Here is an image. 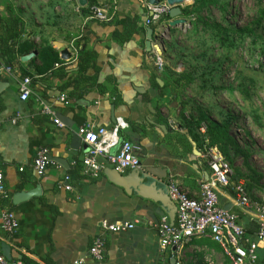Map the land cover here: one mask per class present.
Segmentation results:
<instances>
[{"label":"crops","instance_id":"0c3cea01","mask_svg":"<svg viewBox=\"0 0 264 264\" xmlns=\"http://www.w3.org/2000/svg\"><path fill=\"white\" fill-rule=\"evenodd\" d=\"M147 3L0 0V65L14 69V76L0 70V170L9 191L7 200L0 199V210H11L19 220L15 235L0 234V254L7 252L10 260L72 264L85 257L94 240L101 237L103 260L85 264L170 261L169 252L160 249L155 225L163 216L176 223L175 205L169 199L164 206L153 198L158 191L168 193L170 178L197 198L200 182L211 172L203 157L206 133L200 132L194 141L185 126L186 116L163 113L167 90L150 52L151 28L144 25L149 15ZM92 5L109 8L113 17L107 22L91 19ZM63 50L70 53V59H62ZM80 50L92 53L95 59L94 68L90 64L86 73L78 67ZM29 55L32 57L23 61ZM25 77L32 79V94L22 101L19 84ZM62 94L68 97L67 104L59 100ZM37 97L52 107L62 127L42 114ZM119 117L129 124L121 133L122 140L139 147L143 171L158 190H139L138 171L116 173L105 160H101L99 177L84 173L81 161L86 147L77 135L78 128H111ZM74 138L81 141L77 149L72 147ZM40 148H47L57 163L42 177L33 168ZM234 172L233 177H239L232 179L235 185L242 176L239 170ZM65 176L70 177V191L63 187ZM33 190L36 193L28 200L16 198ZM254 201H264V195ZM219 204L237 215L245 244L256 241L258 220L235 205L231 189L220 191ZM104 221L137 224L130 231L109 233L102 229ZM258 255L264 264V242L259 243ZM182 257L183 264H230L209 237L194 238Z\"/></svg>","mask_w":264,"mask_h":264},{"label":"built area","instance_id":"2783aa9c","mask_svg":"<svg viewBox=\"0 0 264 264\" xmlns=\"http://www.w3.org/2000/svg\"><path fill=\"white\" fill-rule=\"evenodd\" d=\"M70 1V0H67ZM182 5L184 8L185 4ZM174 6L169 5L167 0H159L157 5L147 3L148 17L144 25L152 29L150 52L153 55L154 64L159 73L166 69L165 61L166 42L171 36V19L169 13ZM114 12L103 6L92 5L89 8V16L93 20L107 22L113 17ZM186 27L195 21V17L185 18ZM180 27V28H182ZM74 54L77 50L74 49ZM58 66V65H56ZM7 74L14 76L13 68H2ZM32 79L25 77L20 81V99L27 101L32 94ZM59 100L68 103L65 94L60 95ZM43 115L62 127L61 120L57 113L42 98L37 97ZM172 126L176 128L174 122ZM129 129V124L123 118H116L111 128L80 126L77 135L86 147V153L81 163L84 173L90 178H97L103 168L101 160H105L116 173L126 171H140L144 168L137 156L139 147L128 140H122L121 133ZM206 127L200 132L205 134ZM203 157L206 159L211 172L209 178L200 182V193L197 198L191 197L179 183L170 178L168 182V196L175 205L176 223H171L169 217L163 216L155 228L158 231L160 249L163 253L169 252L168 263L162 264H183L182 255L185 246L194 238L209 237L220 246L225 258L230 264H262L259 255V243L264 242V201L251 199L249 191L243 182L232 183L234 170L222 155L217 146H210L206 143L203 149ZM57 165L49 155L47 148H40L33 161V168L39 177L44 176L47 169ZM4 175L0 170V199L7 200L9 191L6 188ZM63 185L67 191L72 190L70 177L65 176ZM231 189L234 203L237 207L246 210L256 220L259 228L256 241L246 243L244 230L237 223V215L223 209L219 204V193L221 190ZM135 223H114L107 221L102 223L104 232L120 233L133 230ZM19 230V220L14 212L9 209L0 210V234L13 236ZM105 256V243L101 237H97L85 257L75 260L72 264H85L87 260L102 261ZM0 264H24L21 261L9 260L0 254ZM209 264H212L209 262Z\"/></svg>","mask_w":264,"mask_h":264},{"label":"rangeland","instance_id":"374dc122","mask_svg":"<svg viewBox=\"0 0 264 264\" xmlns=\"http://www.w3.org/2000/svg\"><path fill=\"white\" fill-rule=\"evenodd\" d=\"M261 1L256 4V0H232L229 22L239 28L254 26L257 35L246 38L236 48L213 42L201 26L193 31L196 18L186 27L172 29L166 42L167 66L160 73L161 77L168 75L169 84L178 82L175 88L164 93L167 106L163 113L180 114L196 121L206 116L219 124L231 125L230 133L248 159L245 162L243 156H234L231 151L233 161L229 164L233 170H239L240 182L246 185L254 200L264 195V21L256 27L258 8L264 7V0ZM193 3L191 0L184 6ZM207 14L210 22L227 25L218 9L211 8L210 13L203 12L201 16ZM184 81L185 86L178 87ZM202 127L207 128V123Z\"/></svg>","mask_w":264,"mask_h":264},{"label":"trees","instance_id":"16d2710c","mask_svg":"<svg viewBox=\"0 0 264 264\" xmlns=\"http://www.w3.org/2000/svg\"><path fill=\"white\" fill-rule=\"evenodd\" d=\"M256 4L262 3L261 0H256ZM232 0H194V3L190 6L184 7L181 9L182 16L188 18L193 16L196 18L195 23H192V29L196 32L197 28L201 26L202 30L209 33L210 39L218 43L220 46L227 48V46L231 48H236L237 46L243 45L244 41L248 37H257L255 35L256 31L254 26H245V27H235L232 25L227 19V16L230 15V9ZM211 8H216L221 13L222 19L226 22V26H223L221 22L214 23L210 22V15L207 14L206 17H202L201 14L203 12L210 13ZM259 21L257 23V28L261 26V23L264 21V7L261 5L258 8ZM230 48V49H231ZM80 55L77 59L78 67L82 73H86L90 64L91 67L95 66V59L92 53L88 51L80 50ZM168 72V71H167ZM170 76V74H169ZM168 77L167 74L162 76V80L164 81V89L174 88L178 85L177 81H173L172 84H169L166 80ZM186 81L180 84L178 87L185 86ZM185 126L188 132L193 136L194 141H198L200 136V126L204 123H207V131L206 137L210 146H217L221 151L224 158L232 163V155L231 151H234L235 155H241L245 158V162L248 157L243 153L241 149H239L235 138L231 135V125L227 123L219 124L204 116L201 120L194 119H185ZM248 170L252 173L253 170L250 168L248 163H246ZM236 173V172H234ZM238 174V171L237 173ZM239 177H233L232 179L236 181Z\"/></svg>","mask_w":264,"mask_h":264},{"label":"water","instance_id":"95a60500","mask_svg":"<svg viewBox=\"0 0 264 264\" xmlns=\"http://www.w3.org/2000/svg\"><path fill=\"white\" fill-rule=\"evenodd\" d=\"M150 5H157L159 0H146ZM186 0H167V3L169 5L174 6L170 13H169V17L170 19H172L171 23H170V27L171 29H175V28H180L182 27L186 20L184 18H181L182 15V5L185 3ZM151 34H152V29L149 30V37L151 38ZM62 59L63 60H68L71 58L70 53L67 50H63L61 53ZM32 57V55H29L28 57L24 58L23 61H26L28 59H30ZM160 85H162V83L159 81ZM2 85H0V92L2 89ZM81 143L79 138H74L73 139V148L77 149L78 145ZM138 175H137V187L140 189H148V190H152L155 191V188H157V184H155L152 180V177H149L146 175L145 171L140 172L138 171ZM137 188V189H138ZM38 191V188L36 189ZM158 190V188H157ZM161 192V191H160ZM159 193L158 197L157 195L153 198L157 203L162 204L165 206V204H169V198H168V193L166 190H164V193ZM35 190L29 192V193H20L19 195L16 196L17 199L19 200H28L29 198H31V196H33L35 194ZM5 256L7 257V259L10 260V257L7 255V252L4 253Z\"/></svg>","mask_w":264,"mask_h":264},{"label":"bare ground","instance_id":"6f19581e","mask_svg":"<svg viewBox=\"0 0 264 264\" xmlns=\"http://www.w3.org/2000/svg\"><path fill=\"white\" fill-rule=\"evenodd\" d=\"M188 1H191V0H186V2H188Z\"/></svg>","mask_w":264,"mask_h":264}]
</instances>
